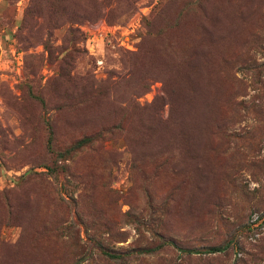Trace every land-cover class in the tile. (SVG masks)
I'll use <instances>...</instances> for the list:
<instances>
[{
  "label": "rangeland",
  "instance_id": "rangeland-1",
  "mask_svg": "<svg viewBox=\"0 0 264 264\" xmlns=\"http://www.w3.org/2000/svg\"><path fill=\"white\" fill-rule=\"evenodd\" d=\"M0 0V264H264V0Z\"/></svg>",
  "mask_w": 264,
  "mask_h": 264
},
{
  "label": "trees",
  "instance_id": "trees-1",
  "mask_svg": "<svg viewBox=\"0 0 264 264\" xmlns=\"http://www.w3.org/2000/svg\"><path fill=\"white\" fill-rule=\"evenodd\" d=\"M40 0H34L33 3L31 4V6L29 7V12L31 11H36L39 8V2Z\"/></svg>",
  "mask_w": 264,
  "mask_h": 264
}]
</instances>
